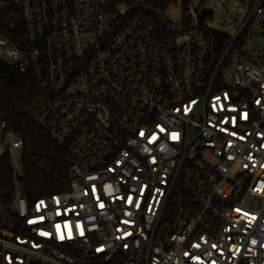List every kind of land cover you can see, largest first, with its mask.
Returning a JSON list of instances; mask_svg holds the SVG:
<instances>
[{
	"label": "built area",
	"instance_id": "obj_1",
	"mask_svg": "<svg viewBox=\"0 0 264 264\" xmlns=\"http://www.w3.org/2000/svg\"><path fill=\"white\" fill-rule=\"evenodd\" d=\"M206 1L0 0V60L50 89L37 121L71 155L29 201L0 118V264H264V0L215 67Z\"/></svg>",
	"mask_w": 264,
	"mask_h": 264
},
{
	"label": "trees",
	"instance_id": "obj_2",
	"mask_svg": "<svg viewBox=\"0 0 264 264\" xmlns=\"http://www.w3.org/2000/svg\"><path fill=\"white\" fill-rule=\"evenodd\" d=\"M144 1L158 3L159 0ZM157 24L159 29L165 28L160 21ZM205 35L210 43L211 63L215 67L232 37L212 28H208ZM41 82L34 72H17L10 64L0 60V118L23 141L20 181L29 201L65 190L70 168L68 147L56 143L38 124L39 111L50 91ZM13 187V169L5 160L0 166V194Z\"/></svg>",
	"mask_w": 264,
	"mask_h": 264
},
{
	"label": "rangeland",
	"instance_id": "obj_3",
	"mask_svg": "<svg viewBox=\"0 0 264 264\" xmlns=\"http://www.w3.org/2000/svg\"><path fill=\"white\" fill-rule=\"evenodd\" d=\"M207 7L211 10L205 25L223 34L235 36L249 12L250 0H207ZM164 15L172 22L179 23L182 19L181 7L175 5L168 9ZM233 71V65L228 66L227 75ZM42 107V106H41ZM22 167V159L19 157Z\"/></svg>",
	"mask_w": 264,
	"mask_h": 264
},
{
	"label": "water",
	"instance_id": "obj_4",
	"mask_svg": "<svg viewBox=\"0 0 264 264\" xmlns=\"http://www.w3.org/2000/svg\"><path fill=\"white\" fill-rule=\"evenodd\" d=\"M206 13H209V10H208V9H204V10L202 11V13H201L200 16H199V20H200V21H202L203 14H206Z\"/></svg>",
	"mask_w": 264,
	"mask_h": 264
}]
</instances>
